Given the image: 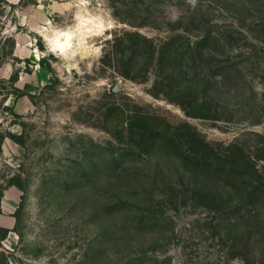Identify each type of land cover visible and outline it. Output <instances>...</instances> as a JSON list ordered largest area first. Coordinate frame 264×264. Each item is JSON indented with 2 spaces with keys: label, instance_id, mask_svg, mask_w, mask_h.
<instances>
[{
  "label": "rangeland",
  "instance_id": "obj_1",
  "mask_svg": "<svg viewBox=\"0 0 264 264\" xmlns=\"http://www.w3.org/2000/svg\"><path fill=\"white\" fill-rule=\"evenodd\" d=\"M0 28V264H264V0H0Z\"/></svg>",
  "mask_w": 264,
  "mask_h": 264
},
{
  "label": "trees",
  "instance_id": "obj_2",
  "mask_svg": "<svg viewBox=\"0 0 264 264\" xmlns=\"http://www.w3.org/2000/svg\"><path fill=\"white\" fill-rule=\"evenodd\" d=\"M4 3L6 4V2H4ZM1 34H2V28H0V40L5 38V37H1ZM4 44H7V47L4 48V50L5 49H7V50H5V52H3L4 54H1V56H0V66H2L5 63V61L13 54L14 47H15V43H14V41L11 38H5L4 39ZM158 56H160V58H161L162 55L158 54ZM10 83H12V82H10ZM5 138H8L14 144H17V145L22 146V147L25 144V141H24V139H23V137L21 135H15V134L3 135V134H0V149L2 147V144H3L4 140H5ZM6 233L7 232L4 230L2 238L5 237Z\"/></svg>",
  "mask_w": 264,
  "mask_h": 264
},
{
  "label": "bare ground",
  "instance_id": "obj_3",
  "mask_svg": "<svg viewBox=\"0 0 264 264\" xmlns=\"http://www.w3.org/2000/svg\"><path fill=\"white\" fill-rule=\"evenodd\" d=\"M71 33H64L58 35L55 39L51 40L50 47L53 51L62 54L67 47L71 45Z\"/></svg>",
  "mask_w": 264,
  "mask_h": 264
}]
</instances>
